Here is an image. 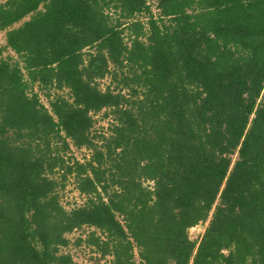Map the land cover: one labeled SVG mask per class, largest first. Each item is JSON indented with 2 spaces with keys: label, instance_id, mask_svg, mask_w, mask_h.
Listing matches in <instances>:
<instances>
[{
  "label": "trees",
  "instance_id": "obj_1",
  "mask_svg": "<svg viewBox=\"0 0 264 264\" xmlns=\"http://www.w3.org/2000/svg\"><path fill=\"white\" fill-rule=\"evenodd\" d=\"M156 3L158 18L147 0L0 4L22 62L0 48V264H71L60 249L82 227L96 230L76 243L111 264H136L134 248L137 264H264V0ZM107 73L118 92L98 89ZM33 84L72 101L56 97L50 114ZM103 108L119 124L88 161L66 164V138L91 149L89 113ZM57 170L81 206L62 208Z\"/></svg>",
  "mask_w": 264,
  "mask_h": 264
},
{
  "label": "rangeland",
  "instance_id": "obj_2",
  "mask_svg": "<svg viewBox=\"0 0 264 264\" xmlns=\"http://www.w3.org/2000/svg\"><path fill=\"white\" fill-rule=\"evenodd\" d=\"M5 0L0 1V4L4 3ZM147 3L150 5V11L155 18H158L159 11L156 7V0H147ZM108 14L111 15L112 19L119 20L121 28L127 26V22L129 20L119 18L118 11H107ZM29 17H25L23 20L16 23L14 26L18 27L22 24V22L28 20ZM119 18V19H117ZM138 21H142V24L146 26L147 16L146 15H137L134 17ZM115 23V22H114ZM125 28V27H124ZM123 28V29H124ZM5 31H0V48H2L3 54L2 58L8 60L9 62L13 63L14 61L19 63V66L22 67V62L20 58L9 48H6V38H5ZM124 41L127 46H130L128 32L123 30ZM143 39V38H141ZM94 49H84V58H86V54L88 52H92ZM109 71L113 72V67L109 65ZM125 70V69H124ZM125 72V71H124ZM25 74V73H24ZM26 79V76H25ZM96 85L100 91H105L109 88L111 91L118 92L121 88V84L119 83V79L113 76V73H107L103 78L95 80ZM29 92V91H28ZM31 93L37 94L39 98V102L48 110L51 114L50 102L53 101L56 97H63L65 100L71 102L72 99L70 98V94L67 88L56 89L53 87H43L40 88L38 84H33L31 88ZM122 93L127 96V90L122 89ZM30 94V92H29ZM91 117L92 126L88 131L89 139L91 140V144L93 145L91 149L87 148L86 146L83 147H76L73 145L72 140L66 138V142L68 144V149L65 152H62L63 159L66 161V164H73V162H80L85 163L91 157V154L95 147H99L102 145V137H108L112 134V131L115 126H117L118 120L117 115L113 112L111 108H103L98 112H91L89 113ZM62 136H64L62 134ZM60 146V143L58 144ZM236 156H233L235 159ZM62 172L57 170L53 174V178L59 181V186L56 188V194L58 196V201L62 208L65 211H69L74 209L77 206H81L85 200L86 196L80 194L76 189V182L74 176L67 175L65 180L62 179ZM143 185L151 188L152 183L151 181H144ZM118 219L121 220V217L118 216ZM206 225V224H205ZM204 225V226H205ZM96 229L82 227L79 229H74L72 232L66 234V238L68 240V246L62 247L60 249L61 253L70 254L72 263L71 264H111L112 258L109 255L101 256L98 251L95 250L94 247H90L89 245L85 244L84 242L76 243L77 240L80 238L81 240L86 239L87 235ZM203 232V228L199 229L197 226L188 230V235L191 240L197 239L199 235ZM99 235V234H98ZM133 256L136 264L139 262L137 258V251L133 249Z\"/></svg>",
  "mask_w": 264,
  "mask_h": 264
},
{
  "label": "water",
  "instance_id": "obj_3",
  "mask_svg": "<svg viewBox=\"0 0 264 264\" xmlns=\"http://www.w3.org/2000/svg\"><path fill=\"white\" fill-rule=\"evenodd\" d=\"M199 229H202V228H204V226H203V224L202 223H200V224H198V226H197Z\"/></svg>",
  "mask_w": 264,
  "mask_h": 264
}]
</instances>
